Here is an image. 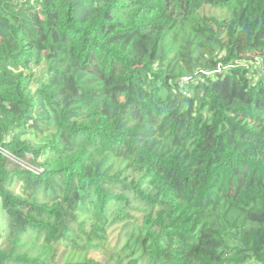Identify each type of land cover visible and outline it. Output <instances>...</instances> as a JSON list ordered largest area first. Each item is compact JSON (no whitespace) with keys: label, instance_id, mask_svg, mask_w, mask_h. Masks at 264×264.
I'll return each instance as SVG.
<instances>
[{"label":"trees","instance_id":"obj_1","mask_svg":"<svg viewBox=\"0 0 264 264\" xmlns=\"http://www.w3.org/2000/svg\"><path fill=\"white\" fill-rule=\"evenodd\" d=\"M0 203V264H264V0H0Z\"/></svg>","mask_w":264,"mask_h":264},{"label":"rangeland","instance_id":"obj_2","mask_svg":"<svg viewBox=\"0 0 264 264\" xmlns=\"http://www.w3.org/2000/svg\"><path fill=\"white\" fill-rule=\"evenodd\" d=\"M31 155H28L26 160L24 161H18L17 163L23 165V166H27L29 167L30 169L34 170V171H43L44 169L40 168V167H37L36 165L34 164H28L29 163V159H30ZM11 160L12 161H16L15 158L11 157ZM5 214L2 210V207H1V203H0V228H2L4 226V223H5Z\"/></svg>","mask_w":264,"mask_h":264},{"label":"built area","instance_id":"obj_3","mask_svg":"<svg viewBox=\"0 0 264 264\" xmlns=\"http://www.w3.org/2000/svg\"><path fill=\"white\" fill-rule=\"evenodd\" d=\"M255 61H256L257 63H261L262 59L256 58Z\"/></svg>","mask_w":264,"mask_h":264}]
</instances>
